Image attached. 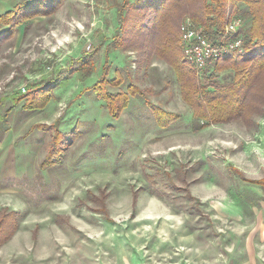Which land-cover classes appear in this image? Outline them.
<instances>
[{
    "label": "rangeland",
    "instance_id": "rangeland-1",
    "mask_svg": "<svg viewBox=\"0 0 264 264\" xmlns=\"http://www.w3.org/2000/svg\"><path fill=\"white\" fill-rule=\"evenodd\" d=\"M151 2L63 0L1 44L0 264H264V112L197 128L150 51ZM230 10L245 28L244 4ZM102 78L142 93L114 118ZM33 88L44 107L14 103Z\"/></svg>",
    "mask_w": 264,
    "mask_h": 264
},
{
    "label": "trees",
    "instance_id": "trees-1",
    "mask_svg": "<svg viewBox=\"0 0 264 264\" xmlns=\"http://www.w3.org/2000/svg\"><path fill=\"white\" fill-rule=\"evenodd\" d=\"M62 1H18L12 10L0 15V28L6 27L0 30V46L14 36L17 25L38 15L52 13ZM151 3L153 5H147L154 13L149 21L150 51L175 70L182 98L192 108L197 128L234 119H242L249 124L254 114H263L264 0H152ZM240 4H244L245 14L250 16L248 25L239 28L236 34L241 35L243 39L242 52H229L212 61L205 72H210L211 68L213 71L208 73L206 83L200 84L194 76L193 64L184 55L178 43L179 23L185 14H189L194 23L204 28L208 37L215 39L231 20L230 9L236 12ZM144 25L140 23V27ZM131 27L133 31L140 29L138 24ZM223 70H231L232 74L224 80H219L215 74ZM119 83L120 80L114 84ZM95 85L97 97L105 101L107 110L114 118L119 117L127 107L130 96L141 92L134 84L126 91L110 92L108 88L111 82L106 78H102ZM45 92V89L33 88L16 96L14 103L25 99L22 105L24 109L32 111L42 108L48 101L46 94L43 95ZM151 107L160 127L168 126L175 120L174 114ZM262 182L264 181L260 183Z\"/></svg>",
    "mask_w": 264,
    "mask_h": 264
},
{
    "label": "built area",
    "instance_id": "built-area-1",
    "mask_svg": "<svg viewBox=\"0 0 264 264\" xmlns=\"http://www.w3.org/2000/svg\"><path fill=\"white\" fill-rule=\"evenodd\" d=\"M239 25V19L229 20L219 36L213 39L206 35L201 25L190 18L184 20L180 25V40L184 55L193 64L197 75L204 73L218 57L233 51L242 52L243 39L236 36ZM22 91H25V87Z\"/></svg>",
    "mask_w": 264,
    "mask_h": 264
}]
</instances>
